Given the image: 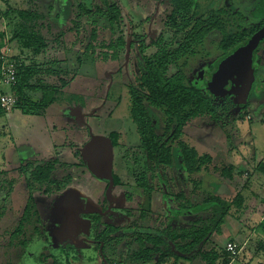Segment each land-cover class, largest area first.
I'll use <instances>...</instances> for the list:
<instances>
[{
	"label": "trees",
	"instance_id": "trees-1",
	"mask_svg": "<svg viewBox=\"0 0 264 264\" xmlns=\"http://www.w3.org/2000/svg\"><path fill=\"white\" fill-rule=\"evenodd\" d=\"M157 1L166 9L165 26L172 33L171 40L166 41L163 34L157 40L151 39L149 35L135 36L129 40L132 41V55L135 47L139 45L137 53L140 59L138 71L134 74L135 82L129 86L130 118L141 139L140 148L136 151L145 159V172L138 179L137 187L154 190L150 183L156 179V175L165 178L169 170L177 169L175 151H178L183 178L188 177L194 184L192 195L197 194L202 187L210 193L202 207V211L209 215L192 225H182L180 216L198 210L199 207L193 204L190 197L187 198L180 192L173 194L178 204L177 214L160 217V229L138 232V222L130 228L122 229L109 224L101 215L94 214L87 216L92 223V238L104 242V255L107 247L119 244L121 237L128 239L129 247L136 244L138 248L127 258L128 264H233L240 256L233 259L226 251V244L233 242L238 249L242 246L236 242L233 233L227 236L224 227L229 221H236L242 229L253 231L258 228L264 234V191L258 195L243 188L233 197L215 194L214 188H208L203 178H207L209 184L212 181L233 182L239 173L234 166H215L212 155L200 154L184 138L186 130L195 121L209 119L218 123L228 111L226 105L221 106L216 102L218 95L210 93L207 86L213 81L212 73L216 64L238 47L245 45L264 28V0H249L248 15L257 23L260 21L258 19H262L250 28L241 25L245 21L242 13L231 14L225 8L213 9V4L219 0ZM29 2L33 4L34 0H25L21 5L13 7L8 0H0V21L3 22L0 25V84L4 78V58L16 63L14 81L9 86L0 87V99L2 96H11L15 99V105L11 111L0 105V119L9 118L14 112L25 116H43L55 105L83 113L86 109L84 97L68 92L78 76L67 71L46 68L36 58L47 53L50 43L60 46L66 42L68 35L78 38L84 32L87 36V45L84 48L86 56L91 55L96 63L119 62L129 43L116 32V28L119 29L122 23V9L117 4L109 3V0L105 1V8H97L96 13L102 15L110 26V36L100 39L97 23H91L89 31L83 22L85 17L92 18L93 10H87L83 5L78 6L71 20L72 26L64 29L50 21L49 16L31 9L32 4ZM152 29L151 27V32ZM212 35L218 36L215 43L221 56L209 67V74L205 77L206 89L201 90L193 85L185 69L189 67L191 59H196L200 49ZM14 41L18 42L21 54L26 60L30 59L28 62L21 56L7 55L5 49ZM263 46L264 41L256 52L253 68L262 79L264 70L262 71L259 54ZM132 61V58L129 59L130 63ZM248 76L249 73L243 78L230 80L225 94L240 85ZM254 85L264 88V84L258 80ZM109 96L108 93L106 98ZM154 112L161 116V132L155 124ZM109 137L117 148L120 133L114 132ZM133 162L139 164L138 160L133 159ZM83 165L86 167L85 162ZM256 171L264 176V161L258 164ZM17 172L27 184L26 199L20 208L19 221L10 235L7 249L12 251L21 248L25 254L29 247L40 244L41 250L35 257L37 264H73L71 260L78 259L74 243H66L64 254H53L41 209L33 197L35 191L51 195L61 193L71 182V176L55 180L54 162L39 164L31 161L21 166ZM5 175V172L0 173V249L7 238L1 228L8 207L7 197L13 195L16 186V180H8ZM216 175L220 178H216ZM114 179L115 187H119L121 181L115 172ZM145 217L146 214L142 213L141 218ZM122 232L124 233L119 237L118 234ZM261 246L255 251L262 250ZM94 247L95 251L99 248L98 245ZM104 258L107 264L108 260L105 256Z\"/></svg>",
	"mask_w": 264,
	"mask_h": 264
},
{
	"label": "rangeland",
	"instance_id": "rangeland-1",
	"mask_svg": "<svg viewBox=\"0 0 264 264\" xmlns=\"http://www.w3.org/2000/svg\"><path fill=\"white\" fill-rule=\"evenodd\" d=\"M22 1L25 0H8L13 7L21 5ZM105 1L34 0L33 4L31 2L29 4H32L31 9L49 16L50 21L64 29L72 26L71 20L77 7L83 5L87 10L94 11L92 18L83 19L85 27L91 31V23H97L100 39H103L110 36V26L102 15L96 13V10L100 6L105 8ZM236 1L219 0L212 8H225L231 14L242 13L245 21L241 22V25L245 28L255 26L262 20L258 19L260 20L258 23L254 22L248 15L249 0ZM109 3L117 4L122 9V23L119 29L116 28L118 36H123L129 41L135 36L149 35L151 39L157 40L163 34L166 41L171 40L172 33L165 26L166 9L157 0H109ZM2 23L0 21L1 26ZM86 37L84 32L78 38L68 35L64 44L58 46L50 43L47 53L36 58V61L46 68L67 71L78 76L68 92L84 97L85 112L66 110L65 107L55 105L43 116H25L14 112L9 118L0 119V173L5 172L8 180H16L13 195L7 197L8 207L1 227L7 238L0 249V264H37L35 257L42 247L40 244L32 245L25 254L21 248L9 251L6 247L19 221L20 208L25 204L26 199L27 184L17 170L28 162L36 161L39 164L54 162L55 180L67 176L72 178L64 191L54 193L51 197L50 194H43L42 191L33 193L45 221L53 254H64L66 243L73 244L74 238L79 236V231L75 233L70 229L64 230L56 218L55 204L66 193L82 198L85 209L103 208L106 182L93 176L83 165L84 147L90 140L91 132L96 137L110 138L109 136L114 132L120 133L121 136L119 146L113 149L114 172L119 177L121 185L113 189L114 207L111 216L105 219L106 222L122 229L130 228L138 222V232L147 229L158 230L161 228L160 217H172L177 214L178 204L173 194L180 192H183L187 198L190 197L193 204L199 207L198 210L180 216L182 225H192L209 215L202 211V207L210 193L202 187L197 194L192 195L194 184L188 177L183 178L178 151H175L177 169L169 170L165 178L156 175V179L150 183L154 190L137 187L138 179L145 172V159L136 151L140 148L141 139L130 118L129 86L134 84V74L138 71L139 45L135 47V53L133 55L131 53L129 58L133 59L132 63H126L127 49L121 54L117 63H96L91 55L86 56L84 53L87 45ZM217 40L218 36L212 35L200 49L196 59H191L189 67L185 69L193 85L198 89H206L205 77L208 76L209 67L221 56L216 47ZM5 52L8 56H21L26 60L21 54L17 41L9 44ZM259 56L263 71L264 46ZM29 60L27 59L26 62ZM254 71L255 69L230 92L217 96L216 102L221 106L226 105L228 109L218 123L209 119L197 120L188 127L184 138L200 154L212 155L215 166L236 168L239 175L233 182L212 181L213 183L209 184L208 179L203 178L208 188H214L215 194L226 197L235 196L243 188L258 195L264 191V176L257 174L256 171L258 164L264 161V88L261 89L257 85L255 87L254 83L262 78ZM262 80L264 84V78ZM108 93L110 96L106 98ZM154 114L155 124L159 128L161 116L156 112ZM78 116L83 117L84 123L78 122ZM161 128L158 129L159 132ZM133 159L138 160L139 164L136 165ZM216 178L220 176L216 175ZM142 213L146 214L145 219L141 218ZM224 232L227 236L232 233L233 236L237 235L236 242L242 246L240 257L233 264H264V234L261 230L242 229L236 221H229L224 227ZM64 233L65 236H62L61 234ZM123 233L118 236L121 237ZM129 246L128 239L121 237L119 244H114L111 248L107 247L108 264H128L127 258L138 248L136 244ZM258 246H261L262 250L256 252ZM75 247L78 259L71 260L73 264H102V258L93 246L75 245Z\"/></svg>",
	"mask_w": 264,
	"mask_h": 264
},
{
	"label": "water",
	"instance_id": "water-1",
	"mask_svg": "<svg viewBox=\"0 0 264 264\" xmlns=\"http://www.w3.org/2000/svg\"><path fill=\"white\" fill-rule=\"evenodd\" d=\"M264 41V28L257 32L249 41L222 58L212 73L213 81L207 86L210 93L214 95L224 94L227 90L228 82L235 78H243L251 73L254 68L256 52L260 49ZM132 41L127 46L126 63H129ZM261 83L263 80H260ZM79 117V119H78ZM78 122L84 123L82 116H78ZM113 142L110 138L96 137L90 133V140L84 147L83 160L90 173L102 180L108 181L107 197L111 202L112 193L115 187L114 179V155ZM56 218L61 223L64 230L70 229L80 213L94 214L97 211H83L80 199L72 193H66L54 207ZM108 211V212H109Z\"/></svg>",
	"mask_w": 264,
	"mask_h": 264
},
{
	"label": "flooded vegetation",
	"instance_id": "flooded-vegetation-1",
	"mask_svg": "<svg viewBox=\"0 0 264 264\" xmlns=\"http://www.w3.org/2000/svg\"><path fill=\"white\" fill-rule=\"evenodd\" d=\"M209 74V73H208ZM250 74V73H249ZM106 183V191L104 193V204H103V208L101 210H96V209H85L84 207V203H83V200L82 198L80 199V203H81V208L83 211H97L99 212L98 215H101L103 218H108L111 216L112 214V209L114 207V198H113V193H112V208L111 210L109 211L110 209V205H111V202L108 200V197H107V189H108V186H109V182L108 181H105ZM115 188V187H114ZM50 197L52 196L51 194L49 195ZM109 211V212H108ZM94 214H97V213H94ZM94 214H82L80 213L79 216L77 217L76 221H74L71 225V228L70 230H72L73 232H78L79 231V236L74 238V241H72L73 243H75V245H82V246H97L98 245V253L100 255V258L101 259V262L102 264L106 263L105 262V257H107L106 255H104L103 253V249L105 247V244L104 242H101L100 240L98 239H93L92 238V233H91V226H92V223H91V220L87 217V216H90V215H94ZM78 219H80V221H78ZM59 221V220H58ZM60 226H61V223L59 222ZM62 227V226H61ZM62 236H65V233L64 234H61ZM95 249V247H94ZM108 264V263H107Z\"/></svg>",
	"mask_w": 264,
	"mask_h": 264
},
{
	"label": "built area",
	"instance_id": "built-area-1",
	"mask_svg": "<svg viewBox=\"0 0 264 264\" xmlns=\"http://www.w3.org/2000/svg\"><path fill=\"white\" fill-rule=\"evenodd\" d=\"M5 66H4V73H3V80L1 82L2 86L6 87L12 84L15 79V70H16V63L9 60V58H4ZM0 84V85H1ZM0 105L3 109L7 111H11L15 105V99L11 96H2L0 99ZM242 248H237L233 242H228L226 244V251L231 254L233 259H236L240 256Z\"/></svg>",
	"mask_w": 264,
	"mask_h": 264
},
{
	"label": "crops",
	"instance_id": "crops-1",
	"mask_svg": "<svg viewBox=\"0 0 264 264\" xmlns=\"http://www.w3.org/2000/svg\"><path fill=\"white\" fill-rule=\"evenodd\" d=\"M240 236V235H239ZM234 237L237 239L238 238V236L237 235H234Z\"/></svg>",
	"mask_w": 264,
	"mask_h": 264
}]
</instances>
